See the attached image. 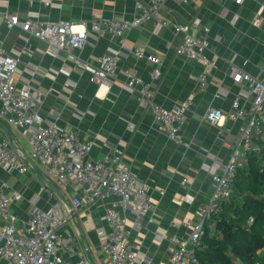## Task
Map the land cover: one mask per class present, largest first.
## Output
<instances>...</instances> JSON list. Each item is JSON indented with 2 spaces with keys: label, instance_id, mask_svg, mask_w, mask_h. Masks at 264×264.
I'll use <instances>...</instances> for the list:
<instances>
[{
  "label": "crops",
  "instance_id": "1",
  "mask_svg": "<svg viewBox=\"0 0 264 264\" xmlns=\"http://www.w3.org/2000/svg\"><path fill=\"white\" fill-rule=\"evenodd\" d=\"M44 2L50 5L44 6ZM136 2L146 6L148 0H0V10L33 12L44 22L69 21L84 27L87 40L74 53L92 65H96L99 56L111 50L119 51L116 78L107 88L91 84L89 74L77 67L72 58L61 52L54 55L47 44L29 39L30 56H19L14 81L18 88L45 90L39 114L64 130H75L81 140L91 143L92 158L121 153L137 180L147 187L155 206L140 221L139 231H131L136 257L139 264H165L172 256L171 237L188 236L190 229L184 225L185 221L195 223L196 207L212 194V178L206 167L224 164L240 134L242 121L233 122L226 117L234 96L242 89V84L232 79L231 67L256 78L264 74V0L240 3L238 0H165L161 15L167 25L158 32L153 31V22L147 19L139 28L126 33L122 46L113 35L94 33L93 22L111 17L129 20L139 15ZM255 20L257 26L252 24ZM174 26L188 27V34L195 37L203 36L204 28H208L209 68L200 61L175 54L182 34H174ZM23 35L18 28L8 30L0 23V48L9 53L21 52L27 41ZM138 47L161 60V75L152 82L156 102L171 108L187 97L193 99L176 142L167 138L149 111L138 106L139 87L132 92L123 89L122 72L128 69L136 70L144 82L149 81L152 65L136 59L134 51ZM202 71L207 73V86L200 91L194 78ZM209 106L225 115L218 125L203 119ZM129 123L134 125L133 131L128 129ZM0 140H8L28 166L25 174L0 170V179L9 186L8 193L19 192L22 196L12 204V212L25 219L34 193L41 196L40 207L60 202L63 210L70 211L73 190L53 182L65 202L54 192L49 195L50 189L36 169L51 180L32 158L24 131L11 129L0 118ZM183 178L188 180L186 186L182 185ZM186 195L193 198L191 204L185 202ZM117 203L118 197H101L88 209L71 214L62 232L72 237L77 254L73 257L63 254L65 259L76 262L83 256L90 264L107 261L100 252L96 230L106 227L103 216L107 207L115 206L120 211ZM148 218L151 222H147ZM215 219L205 225L212 227Z\"/></svg>",
  "mask_w": 264,
  "mask_h": 264
},
{
  "label": "built area",
  "instance_id": "2",
  "mask_svg": "<svg viewBox=\"0 0 264 264\" xmlns=\"http://www.w3.org/2000/svg\"><path fill=\"white\" fill-rule=\"evenodd\" d=\"M242 1L238 0L239 3ZM164 2L148 0L146 6L136 2L135 8L139 15L129 20L111 17L93 22V31L97 36L110 34L117 37L120 46L124 45L126 33L139 28L147 19L153 22V31L158 32L167 25L161 15ZM43 5L48 7L50 3L44 2ZM0 23L8 30L18 28L27 40L21 52L9 53L0 48V118L11 129L24 131V135L29 138L31 156L41 164L47 178L63 188L73 190L70 211L63 210L60 202L46 208L40 207L38 203L41 196L34 193L29 199L31 208L28 216L21 219L11 209L12 204L21 199V194H9L8 184L0 179V264H90L83 256L76 262L63 257V254L75 256L77 247L72 237L62 232V227L71 214L88 209L101 197L110 196L118 197L116 206L120 211L115 206L107 207L103 216L106 227L96 230L100 252L107 258L103 264H139L130 235L133 230L139 231L140 221L154 211L155 206L147 187L137 180L118 151L92 158L91 143L81 140L75 130H64L55 121L43 118L39 109L45 90H35L30 86L18 88L14 81L19 56H30L29 39L47 44L54 55L61 52L72 58L77 67L89 74L91 84L105 85L107 88L112 86L116 78L119 51L111 50L99 56L95 60L96 65H92L74 53L81 50L87 40L84 27L69 21L44 22L33 12L10 13L3 10H0ZM252 24L257 26V20ZM81 28L83 35L76 31ZM173 33L182 34L175 48L176 55L200 61L205 68L211 66V61L206 57L208 28H204L201 37L188 34V27L185 26H174ZM134 55L137 60L152 65L148 71L149 81L144 82L136 70L128 69L122 72L125 78L123 89L132 92L136 90L135 87H139L138 106L149 111L154 120L161 124V130L167 138L176 142L193 99L187 97L171 108L156 102L152 82L161 75V60L146 53L142 47L136 48ZM231 76L235 82L242 84V89L234 96L226 117L233 122L242 121L240 134L224 164L206 167L212 178V194L206 202L196 207V222L185 221L184 225L190 229L188 236L171 237L172 256L165 264H198L195 250L203 235L205 222L220 215L223 203L233 194L237 170L249 153L259 150V140L264 138V74L256 78L240 68L231 67ZM194 80L200 91L205 90V71L196 75ZM224 117V113L214 106H209L203 115V119L212 125H218ZM127 127L130 131L134 130L131 123ZM0 170L18 174H25L28 170L8 140H0ZM187 183V178H183L182 185L186 186ZM49 195H53L50 190ZM184 200L189 204L193 202V198L188 195ZM146 220L151 222V218ZM129 221L131 227L127 225Z\"/></svg>",
  "mask_w": 264,
  "mask_h": 264
},
{
  "label": "trees",
  "instance_id": "3",
  "mask_svg": "<svg viewBox=\"0 0 264 264\" xmlns=\"http://www.w3.org/2000/svg\"><path fill=\"white\" fill-rule=\"evenodd\" d=\"M264 138L243 160L232 196L195 250L198 264H264Z\"/></svg>",
  "mask_w": 264,
  "mask_h": 264
},
{
  "label": "water",
  "instance_id": "4",
  "mask_svg": "<svg viewBox=\"0 0 264 264\" xmlns=\"http://www.w3.org/2000/svg\"><path fill=\"white\" fill-rule=\"evenodd\" d=\"M36 172L39 174V176L42 178V180L45 182L46 186L52 191L54 192L59 198H61L64 202H65V199L63 198V196L61 195L60 191L58 190V188L55 186V184L49 180H47L43 174L41 172H39L37 169H36ZM82 238H83V234L79 228V226H77ZM89 260H90V256H88Z\"/></svg>",
  "mask_w": 264,
  "mask_h": 264
},
{
  "label": "clouds",
  "instance_id": "5",
  "mask_svg": "<svg viewBox=\"0 0 264 264\" xmlns=\"http://www.w3.org/2000/svg\"><path fill=\"white\" fill-rule=\"evenodd\" d=\"M76 31H79L81 35H83V29H76ZM222 119V118H221Z\"/></svg>",
  "mask_w": 264,
  "mask_h": 264
},
{
  "label": "rangeland",
  "instance_id": "6",
  "mask_svg": "<svg viewBox=\"0 0 264 264\" xmlns=\"http://www.w3.org/2000/svg\"><path fill=\"white\" fill-rule=\"evenodd\" d=\"M52 182H55V181H52Z\"/></svg>",
  "mask_w": 264,
  "mask_h": 264
}]
</instances>
